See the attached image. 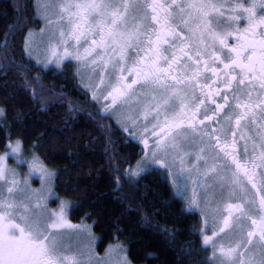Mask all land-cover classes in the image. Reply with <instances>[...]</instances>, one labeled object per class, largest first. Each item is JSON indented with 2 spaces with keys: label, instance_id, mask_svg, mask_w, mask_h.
<instances>
[{
  "label": "trees",
  "instance_id": "16d2710c",
  "mask_svg": "<svg viewBox=\"0 0 264 264\" xmlns=\"http://www.w3.org/2000/svg\"><path fill=\"white\" fill-rule=\"evenodd\" d=\"M39 25L34 0H0V152L17 137L55 170L69 219L90 224L98 252L119 241L134 264H212L199 214L162 169L132 175L140 144L100 111L75 63L42 67L25 54L26 32Z\"/></svg>",
  "mask_w": 264,
  "mask_h": 264
},
{
  "label": "snow or ice",
  "instance_id": "6c2138e0",
  "mask_svg": "<svg viewBox=\"0 0 264 264\" xmlns=\"http://www.w3.org/2000/svg\"><path fill=\"white\" fill-rule=\"evenodd\" d=\"M59 2V16L55 22L66 21L69 25L67 33L62 30L60 36H67L77 44L82 39L87 41L91 37L90 47L85 48L83 56L79 53L73 55L65 48L63 56L59 59L74 58L79 61L92 56L97 49H102L105 53L110 49L113 58L125 61L128 50L133 47L139 48L142 43L141 37L146 40L145 56L134 60L133 66L127 69L128 74L136 78L131 83L125 84L123 81L126 78L121 76L122 87L113 89L116 93L113 103L116 102V98L126 96L137 84L157 86L167 90L169 79L176 84H183L185 81H194L208 72L217 78L212 84H216L221 77H226L223 82L227 89H231L233 82H236L248 88L258 85L259 89L264 91V0H252L248 7L244 6L242 0H237L235 6L229 9H225L223 3H215L213 0H170V2L168 0L164 2L162 0H59ZM257 9L261 11L258 13ZM226 11L234 15H228L222 21L220 18L225 17ZM241 20L246 21L243 29L238 26L232 28L231 22L238 25ZM48 23L51 24L53 21L49 20ZM217 28L221 30L217 31ZM230 36H234L236 40L234 45L228 43ZM62 43L66 44L67 40H62ZM25 44L26 47L29 46L30 41L26 39ZM217 46L218 50H216ZM0 47H7V35L4 44ZM201 48L204 52L213 49L209 59L213 64L217 62L222 64L223 69L211 67L208 61L203 59ZM169 51L170 54H166ZM52 54L56 55L55 49L52 50ZM137 55L139 56V52ZM99 59L103 60V55ZM161 62L167 67H163ZM92 63L95 64L96 60ZM178 70L181 71L183 79L173 75V72ZM121 71L123 72L124 69L121 68ZM189 72L191 76L187 75ZM195 87H199L201 92L207 87L209 91L205 94L206 99L215 104L213 115L206 114L205 120H212L217 113L223 112L229 106L228 96L222 95L221 91H213L211 84H197ZM245 95L249 102L241 103L239 97H233L237 101L235 108L243 109L236 113L237 128L241 126V121L254 116V107L259 108L264 105V100H260L255 105L251 103V91L246 92ZM109 96H112V93H109ZM213 96H220L224 104H217L212 99ZM164 103L167 105L168 101L165 100ZM199 104L204 105L205 100H199ZM152 110L158 112L159 106ZM227 118L231 120L232 116ZM200 123L203 124L204 121ZM174 127L179 128L180 125L169 122L166 118L160 132L153 134L163 133L166 137ZM235 135L236 133L233 132V136ZM241 139L244 137L241 136ZM217 142H219L218 138ZM18 150L19 142L12 151ZM225 155L232 154L225 152ZM232 160L236 165L234 176L237 180L240 172L243 171L251 182L252 177L249 176L247 169L236 160L235 156H232ZM6 171L8 170L0 166V181H6ZM17 183L13 179L11 186L7 188L9 198H4L0 193V264H85L77 255L66 254L72 245L71 238L66 236L63 230L74 226L65 220L63 206L60 212L50 215V223L43 221L38 214L30 216L27 205L22 201L18 203L12 198ZM252 187L256 188L255 183ZM259 205L264 209V196H261ZM36 207H39V204ZM228 208L229 217L233 208L242 211L240 205H229ZM18 209H23V212L15 211ZM229 217L224 219V226L220 228V232L230 227ZM251 224L254 226V231L247 233L249 237L247 243H251L256 230L259 231L260 239L264 241V216H260L259 221L251 219ZM215 235L217 233L212 237L205 236L203 241L204 245H213V258L218 252L221 264H245L242 259L244 252L241 251L245 242H238L234 247L226 248L220 245L217 248L213 243ZM247 264H252V261L249 260ZM260 264H264V259Z\"/></svg>",
  "mask_w": 264,
  "mask_h": 264
},
{
  "label": "rangeland",
  "instance_id": "374dc122",
  "mask_svg": "<svg viewBox=\"0 0 264 264\" xmlns=\"http://www.w3.org/2000/svg\"><path fill=\"white\" fill-rule=\"evenodd\" d=\"M34 4L40 25L38 28L27 30L24 38L25 54L42 67L61 68L68 59H59L63 56L65 48L72 51L68 48L71 43L67 36H60L62 30L67 33L69 25L66 21L55 22L59 16L60 2L34 0ZM49 20L53 23H48ZM26 39L30 41L27 47ZM62 40H67L68 45L62 43ZM53 49L56 52L55 56L52 54ZM72 53L76 54L74 49ZM75 62L80 83L91 91L94 99H102L111 93L112 81L120 71L118 58H113V55L104 56L103 60L99 59L95 64L89 63L87 59L75 60ZM89 64L92 70H89ZM152 103L151 99H144L128 106L101 107L102 112L113 118L115 124L129 133L143 150L131 167L132 175L138 177L152 167L162 169L176 195L184 201L185 207L199 214L198 230L203 245L204 237H212L214 233H217L213 241L217 248L220 245L226 248L234 247L238 242L243 241L245 246L241 251L244 252L242 259L245 264L249 260L252 264H260L264 259V243L258 241L247 243L246 230L256 209L247 205L245 207L243 201H246V198L244 199L246 191L231 171L220 170L221 166L213 159L211 153L206 151L201 141L193 135L185 132L180 139L173 138L160 145L156 143L153 139L152 127L159 122V112L152 110L156 108L149 106ZM1 114L2 108H0V116ZM17 142H19V150L13 152L12 149L16 147ZM0 158H2L0 166L8 170L5 173L6 181H0V193L4 198H9L7 188L15 179L18 183L12 198L18 203L22 201L27 205L28 215L38 214L43 221L50 223V215L60 212L63 206L65 220L74 226L63 230L64 234L71 238L72 245L66 254L77 255L85 264H89V258L90 264H134L127 258L124 246L119 241L109 243L101 252L96 250L97 236L90 224L69 219L71 201L55 192V170L46 166L35 152H27L17 137L10 140L7 148L0 152ZM37 204L39 207H36ZM229 205H240L242 211L233 208L229 217ZM15 211L23 212V209ZM226 217H229L230 227L220 232ZM17 222H19L18 216ZM204 246L209 248L212 264H221L218 252L213 258V245Z\"/></svg>",
  "mask_w": 264,
  "mask_h": 264
},
{
  "label": "flooded vegetation",
  "instance_id": "af4514ba",
  "mask_svg": "<svg viewBox=\"0 0 264 264\" xmlns=\"http://www.w3.org/2000/svg\"><path fill=\"white\" fill-rule=\"evenodd\" d=\"M162 2H164V0H162ZM168 2H170V0H168ZM213 2L223 3L225 9H229L235 6L237 0H213ZM242 2L245 7H248L250 6L252 0H242ZM260 11V9H257L258 13ZM228 15H234V13L226 11L225 17L220 19L223 21ZM231 23L232 28L238 26L243 29L246 26V21L244 20H241L238 25L235 22ZM216 30L220 31L221 29L217 28ZM141 40L142 43L139 48L133 47L128 50L127 59L125 61H119L118 59L120 71L112 81L113 89L122 87L121 76L126 78L123 81L125 84L131 83V81L136 78L134 75L130 76L127 69L133 66L134 60L139 59L141 56H145V52L147 51V42L143 37H141ZM68 41L71 43L70 47L67 44L68 42L66 44L72 52L74 49L76 54L82 53L83 55L85 48L90 47L91 37L87 41L82 39L79 44H77L74 40L68 39ZM210 42L211 41H209V43ZM228 43L230 45H234L236 43L234 36L228 37ZM216 50H218V46ZM170 51L166 54H170ZM194 51L195 49L193 50V54ZM212 51L213 49H209L207 52H204L201 48L203 59L207 60L211 67L223 69L222 64H219L218 62L213 64L209 59ZM137 52H139V56L137 55ZM101 55H103V57L111 56L112 53L110 49L106 53L102 49H97L92 56L87 57L86 59L89 60V63H92L93 60H99ZM75 60L76 59L74 58H68L66 61L76 64ZM161 63L163 67H167L166 64H163V62ZM90 65L91 64H89V70H92L90 69ZM173 67L175 68L176 66L174 65ZM121 68L124 69L123 72L121 71ZM201 71L203 73V68H201ZM173 75H177L178 78L183 79V75L179 70L174 71ZM187 75L191 76V72ZM206 77H210V79H206ZM224 79H226V77H221L216 84H212V81L217 80V78L208 72L203 73V75L194 81H185L183 84H176L175 81L169 79V88L167 90L157 86L137 84L133 86V89L128 91L126 96L116 98L115 103H113V98L116 97V93H114L112 89V96L107 95L102 99H97L99 103L98 107L128 106L141 102L144 99H151L153 103L149 106H159V122L155 125V127H152V135L156 143L160 145L161 143L168 142L173 138L180 139L182 137L181 135L187 132L201 141L206 151L211 153L213 159H215L221 166V171H231L233 175L236 172V165L233 163L232 156H235L236 160L247 169L249 176L252 177L251 182H249L248 177L243 174V171L239 174L238 182L246 191L244 196L246 201H243V203L245 207L247 205L256 209L253 219L259 221L260 216H264V209H261L259 205L261 196H264V105H261L259 108L254 107V116H250L247 120L241 121V126L237 128L235 123L236 113L242 111L243 109L235 108L237 101L233 97H239L241 103L249 102L245 93L251 91V103L255 105L259 103L260 100H264V91L260 90L258 85L254 88H248L246 85H238L236 82H233L231 89H227L225 88L223 82ZM197 84H211L213 91H221L222 95L228 96L229 106L226 107L223 112L217 113L212 120H205L206 114L208 116H212L215 111V104H213L211 100L206 99L205 94L209 91V89L205 87L203 92H201L199 87H195ZM201 99L205 100L204 105L199 104V100ZM212 99H214L217 104H224V100L220 96H213ZM165 100L168 101L167 105L164 103ZM228 116H232V119L229 120L227 118ZM166 118L169 122L179 124L180 127L172 128L171 132L166 137L163 136V133L160 135H154V132H160V128L164 126ZM202 120L204 121L203 124L200 123ZM193 129H195V131ZM233 132L236 133L235 136H233ZM241 136H243L244 139H241ZM217 138L219 142H217ZM225 152L231 153L232 155L226 156ZM253 183H255L256 188L252 187ZM250 231H254V226L251 224V220L246 230V236ZM247 238L249 240L248 236ZM251 241L264 243V241L260 239L258 230H256V235L251 238Z\"/></svg>",
  "mask_w": 264,
  "mask_h": 264
}]
</instances>
